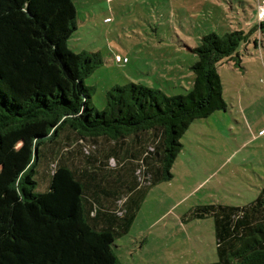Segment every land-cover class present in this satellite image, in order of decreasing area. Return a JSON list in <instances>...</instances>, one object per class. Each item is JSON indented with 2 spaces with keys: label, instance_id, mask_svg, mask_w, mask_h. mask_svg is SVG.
I'll use <instances>...</instances> for the list:
<instances>
[{
  "label": "trees",
  "instance_id": "trees-1",
  "mask_svg": "<svg viewBox=\"0 0 264 264\" xmlns=\"http://www.w3.org/2000/svg\"><path fill=\"white\" fill-rule=\"evenodd\" d=\"M77 17L74 0H0V264H122L116 240L129 233L148 190L173 179L191 124L228 109L216 66L234 59L242 31L202 37L187 94L130 83L112 88L98 111L85 81L104 61L70 49ZM82 142L109 143L106 159L124 162L108 171L87 157L77 167L64 146ZM45 163L48 185L38 192ZM208 217L214 264H264V187L251 204L199 206L187 220Z\"/></svg>",
  "mask_w": 264,
  "mask_h": 264
},
{
  "label": "rangeland",
  "instance_id": "rangeland-1",
  "mask_svg": "<svg viewBox=\"0 0 264 264\" xmlns=\"http://www.w3.org/2000/svg\"><path fill=\"white\" fill-rule=\"evenodd\" d=\"M74 1L78 30L69 47L75 53H100L104 61L85 81L93 88L92 104L98 111L105 110L112 88L130 83L167 96L187 94L195 80L191 67L198 61L193 50L202 37L235 31L245 34L234 59L226 58L216 66L227 111L191 124L181 139L184 149L172 169L173 179L148 190L129 233L115 243L122 264L217 263L214 219L187 220V216L199 206L224 205L222 202L246 206L249 203L245 202H254L259 196L258 180L245 181L244 169L249 168L250 174L255 161L263 162L264 139L252 141L248 148L241 146L249 138L247 129L257 132L264 128V33L259 29L264 0ZM148 141L147 147L153 148L154 143ZM92 146L82 142L64 148L77 167L86 164L87 157L105 162L108 171L124 162L106 159L112 147L109 143ZM236 151L233 165L214 178L212 173L224 158ZM245 156L248 159L242 163ZM50 167L45 163L38 168V192L46 191ZM224 177L225 184H219Z\"/></svg>",
  "mask_w": 264,
  "mask_h": 264
},
{
  "label": "crops",
  "instance_id": "crops-1",
  "mask_svg": "<svg viewBox=\"0 0 264 264\" xmlns=\"http://www.w3.org/2000/svg\"><path fill=\"white\" fill-rule=\"evenodd\" d=\"M107 19H109V18H105V20L104 21H107ZM259 46V45H258ZM246 119H248L247 117H246ZM246 119H244V121H248L249 122V120H246ZM250 133V135H249V138H247V140H245L244 142H243V144H242V146H241V148L242 149H244V148H248V146L252 143V141L254 142V141H256V140H260V139H264V128H261V129H258V131L257 132H253V129H247ZM254 133V135L252 136V134ZM255 133H257V134H255ZM184 146V145H183ZM223 146L224 147H226V146H228L227 145V143H226V145L225 144H223ZM263 146V145H262ZM183 149H184V147H183ZM54 151L56 152L57 151V149H54ZM237 155V151L236 152H233V154H231V155H229V156H227L226 158H224V160L221 162V164L216 168V170L212 173V176H214V178L215 177H219L220 176V174L226 169V168H228V166H230V165H233V161H234V159L236 158L235 156ZM261 156L262 157H264V152L261 154ZM246 159H248V156H245L244 157V161H242V163H246ZM262 159V158H261ZM263 162H259L258 160L257 161H255V164H252V166H254V167H252V171H251V173L250 174H248L247 173V169H249V168H245L244 169V176H245V181H250V183H255L253 180H252V178L255 180V179H257L258 180V183H256L257 184V188H258V191L259 192H257V193H260V190L264 187V185H263V183H264V159L262 160ZM243 166H245V165H242V167ZM263 166V167H262ZM40 174V173H39ZM252 174V175H251ZM40 176H42V175H40ZM225 177L223 178V180L222 179H220L219 180V184H220V182L222 183V184H225ZM263 185V186H262ZM260 186V187H259ZM247 189V188H246ZM250 190V189H249ZM250 192H252V194L250 195L251 197H256V195H257V193H253V191H250ZM251 201H254V200H251ZM222 203H224V205H226V206H233V204H228V203H230V202H222ZM245 203H249V204H251L252 202H245ZM178 205V204H177ZM244 205L245 204H241V206H233V207H244ZM248 205V204H247ZM187 215V214H186ZM181 219V223L182 224H184V221H183V219H182V217L180 218ZM208 220H210V219H208ZM179 242H181V240L180 241H178V243ZM118 247V246H117Z\"/></svg>",
  "mask_w": 264,
  "mask_h": 264
},
{
  "label": "built area",
  "instance_id": "built-area-1",
  "mask_svg": "<svg viewBox=\"0 0 264 264\" xmlns=\"http://www.w3.org/2000/svg\"><path fill=\"white\" fill-rule=\"evenodd\" d=\"M261 20H264V2H263V7L261 10V14H260Z\"/></svg>",
  "mask_w": 264,
  "mask_h": 264
}]
</instances>
